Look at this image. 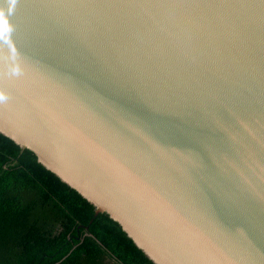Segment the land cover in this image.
Returning a JSON list of instances; mask_svg holds the SVG:
<instances>
[{"label":"water","instance_id":"1","mask_svg":"<svg viewBox=\"0 0 264 264\" xmlns=\"http://www.w3.org/2000/svg\"><path fill=\"white\" fill-rule=\"evenodd\" d=\"M0 133L153 264H264V0H0Z\"/></svg>","mask_w":264,"mask_h":264},{"label":"trees","instance_id":"2","mask_svg":"<svg viewBox=\"0 0 264 264\" xmlns=\"http://www.w3.org/2000/svg\"><path fill=\"white\" fill-rule=\"evenodd\" d=\"M0 264H153L120 226L0 133Z\"/></svg>","mask_w":264,"mask_h":264}]
</instances>
